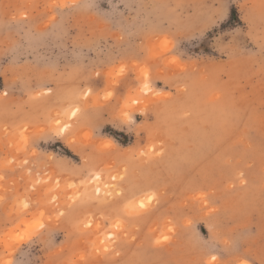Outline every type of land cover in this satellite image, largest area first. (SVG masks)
I'll return each mask as SVG.
<instances>
[{"label":"rangeland","instance_id":"rangeland-1","mask_svg":"<svg viewBox=\"0 0 264 264\" xmlns=\"http://www.w3.org/2000/svg\"><path fill=\"white\" fill-rule=\"evenodd\" d=\"M0 264H264V0H0Z\"/></svg>","mask_w":264,"mask_h":264},{"label":"bare ground","instance_id":"bare-ground-1","mask_svg":"<svg viewBox=\"0 0 264 264\" xmlns=\"http://www.w3.org/2000/svg\"><path fill=\"white\" fill-rule=\"evenodd\" d=\"M97 178H99V177H97ZM100 189V188H99ZM35 233V232H34Z\"/></svg>","mask_w":264,"mask_h":264},{"label":"snow or ice","instance_id":"snow-or-ice-1","mask_svg":"<svg viewBox=\"0 0 264 264\" xmlns=\"http://www.w3.org/2000/svg\"><path fill=\"white\" fill-rule=\"evenodd\" d=\"M213 259H215V257Z\"/></svg>","mask_w":264,"mask_h":264}]
</instances>
